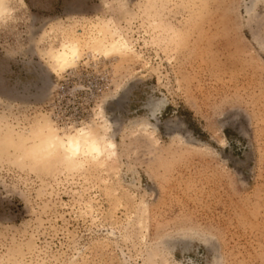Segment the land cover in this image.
<instances>
[{
  "label": "rangeland",
  "instance_id": "obj_1",
  "mask_svg": "<svg viewBox=\"0 0 264 264\" xmlns=\"http://www.w3.org/2000/svg\"><path fill=\"white\" fill-rule=\"evenodd\" d=\"M4 1L0 264H264V0ZM44 123L116 151L33 161Z\"/></svg>",
  "mask_w": 264,
  "mask_h": 264
},
{
  "label": "bare ground",
  "instance_id": "obj_2",
  "mask_svg": "<svg viewBox=\"0 0 264 264\" xmlns=\"http://www.w3.org/2000/svg\"><path fill=\"white\" fill-rule=\"evenodd\" d=\"M4 2V0H0V17L6 13V5H4ZM108 47L114 51L117 49L126 50L129 48V45L124 38H120L111 43ZM80 55L82 56L80 44L75 41H68L62 45L59 51L51 54V61H53L54 65L58 68L64 69L75 64V62L81 57ZM31 133H33V136L35 137L33 138L35 139L34 142L31 147H29L31 148L29 154L32 156L33 161L34 159L45 161L47 157H50L51 155L57 156L58 154H62L68 162L76 164L78 163L79 157L83 155H88L85 156L86 158L89 156L99 158V156L104 155L105 157H107V155L110 156L111 153H115L116 151V143L114 141L106 140V137H100L96 131L88 128L78 129L75 133L68 134L64 132L60 133L55 125L44 123L39 124L36 129L31 131ZM6 140L7 139H5V141Z\"/></svg>",
  "mask_w": 264,
  "mask_h": 264
}]
</instances>
